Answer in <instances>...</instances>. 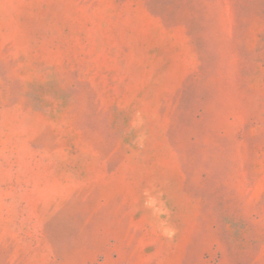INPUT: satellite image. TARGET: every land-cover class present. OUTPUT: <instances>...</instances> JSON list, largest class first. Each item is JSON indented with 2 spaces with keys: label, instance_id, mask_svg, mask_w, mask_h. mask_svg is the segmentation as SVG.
Instances as JSON below:
<instances>
[{
  "label": "rangeland",
  "instance_id": "obj_1",
  "mask_svg": "<svg viewBox=\"0 0 264 264\" xmlns=\"http://www.w3.org/2000/svg\"><path fill=\"white\" fill-rule=\"evenodd\" d=\"M0 264H264V0H0Z\"/></svg>",
  "mask_w": 264,
  "mask_h": 264
}]
</instances>
